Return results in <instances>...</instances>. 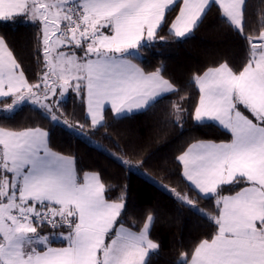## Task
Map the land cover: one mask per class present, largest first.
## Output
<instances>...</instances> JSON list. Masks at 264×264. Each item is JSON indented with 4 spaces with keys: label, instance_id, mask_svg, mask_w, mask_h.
<instances>
[{
    "label": "snow or ice",
    "instance_id": "6c2138e0",
    "mask_svg": "<svg viewBox=\"0 0 264 264\" xmlns=\"http://www.w3.org/2000/svg\"><path fill=\"white\" fill-rule=\"evenodd\" d=\"M215 2L243 34L246 0ZM176 3L0 0V23L22 18L39 27L45 69L29 83L0 37V98H11V103L5 99L4 111L13 112L27 100L74 131L77 126L57 114L59 101L52 99L69 89L86 103L93 128L103 126L106 105L121 116L177 92L161 68L145 72L133 63L131 51L157 38ZM209 3L182 0L169 34H190ZM245 39L248 58L239 71L224 62L193 73L190 82L199 93L192 119L216 123L230 139L198 141L176 157L192 190L216 204L215 215L207 216L215 233L191 254L182 252L178 264H264V25ZM172 109L182 127L186 110L178 103ZM48 136L39 127H0V264H148L159 248L150 238L154 216L149 213L139 231L125 227L118 218L126 210V196L107 199L99 173L86 172L81 179L74 159L53 152ZM169 191L184 205L196 203L175 188ZM45 227L50 231L43 232Z\"/></svg>",
    "mask_w": 264,
    "mask_h": 264
},
{
    "label": "trees",
    "instance_id": "16d2710c",
    "mask_svg": "<svg viewBox=\"0 0 264 264\" xmlns=\"http://www.w3.org/2000/svg\"><path fill=\"white\" fill-rule=\"evenodd\" d=\"M178 11L179 3L167 12L157 38L139 49V56L132 57L145 72L161 68L164 77L176 86L177 92L166 95L154 106L121 117L107 108L103 126L93 128L86 103L69 89L63 97L53 98L59 101L58 115L63 114L77 126L70 131L67 126L52 121L44 109L33 106L30 101L22 102L13 112L4 111L5 100L0 101V127H39L47 131L51 150L73 158L81 179L86 172L99 173L107 186V199L126 196V210L118 218L125 227L139 231L147 215L154 216L150 238L159 248L149 256L148 264H178L182 252L191 254L201 240L211 238L216 231L214 222L207 218V215H215V199L204 198L192 190L182 176V166L176 157L198 141L226 142L230 133L214 123L198 124L192 119L191 112L199 93L190 82L193 73L202 74L209 67L224 62L239 71L248 58L249 44L245 37L258 35L264 25V0H246L243 34L230 26L220 9L212 5L192 34L178 39L169 34ZM39 35V27L23 22L22 18H17L15 23H0V37L13 52L29 83H36L45 70ZM6 100L11 103V98ZM173 103L186 110L182 127L175 121ZM78 125L85 127L81 129ZM77 131L86 133L95 143L121 155L167 187L188 194L203 214L193 211L191 205L180 203L173 194L83 139ZM42 231L50 229L45 227Z\"/></svg>",
    "mask_w": 264,
    "mask_h": 264
},
{
    "label": "rangeland",
    "instance_id": "374dc122",
    "mask_svg": "<svg viewBox=\"0 0 264 264\" xmlns=\"http://www.w3.org/2000/svg\"><path fill=\"white\" fill-rule=\"evenodd\" d=\"M136 53L134 54V56H139V53H138V51H135ZM137 63V62H136ZM53 100L55 99V98H52ZM31 103V102H30ZM32 104V103H31ZM33 106H36V107H39L38 105H34V104H32ZM110 106V105H109ZM106 106H105V110H106ZM105 110H104V112H105ZM143 110H145V109H139V110H137V109H134L132 112H130V113H125V114H123V115H121V116H125V115H131V114H134V113H136V112H140V111H143ZM58 111V110H57ZM114 113V112H113ZM58 114V113H57ZM115 114V113H114ZM250 115V114H249ZM115 116H117L116 114H115ZM121 116H117V117H121ZM55 122H57V121H55ZM57 123H60V124H62V125H64V126H67V125H65L63 122H62V120L61 121H59V122H57ZM103 123H104V121H103ZM68 127V126H67ZM78 132V135L80 136V137H82L83 139H85V140H87L88 142H90L91 144H93V145H95L97 148H99V149H101V150H103L104 152H106V153H108L110 156H112L114 159H116L117 161H119V162H121V163H123L122 161L123 160H127V159H125L124 157H122L121 155H118V154H116V153H114L113 151H111V150H109L107 147H105L104 145H102V144H99V143H95L86 133H83V132H80V131H77ZM124 164V163H123ZM125 165V164H124ZM127 167H129V168H131L132 170H134L136 173H138L139 175H141V176H143L144 178H146L147 180H149V181H151L152 183H154V184H156L157 186H159L160 188H162L163 190H165L166 192H168V193H170V194H172L170 191H169V189H171V188H169V187H166V185H164L163 183H161L160 181H158L157 179H155V178H153L152 176H150L149 174H147L146 172H144L142 169H140V167L139 166H137V165H135V166H132V164L131 163H129V164H127L126 165ZM191 206H193L194 208H196L197 206L196 205H191Z\"/></svg>",
    "mask_w": 264,
    "mask_h": 264
},
{
    "label": "crops",
    "instance_id": "0c3cea01",
    "mask_svg": "<svg viewBox=\"0 0 264 264\" xmlns=\"http://www.w3.org/2000/svg\"><path fill=\"white\" fill-rule=\"evenodd\" d=\"M177 3H179V5L182 3V0H177ZM176 3V4H177ZM212 5H215V6H217L218 8H219V5L215 2V0H210V3H209V8L212 6ZM175 6V5H174ZM208 8V9H209ZM207 9V10H208ZM220 9V8H219ZM206 10V11H207ZM221 11V10H220ZM178 13H179V11H178ZM166 15H167V13H166ZM178 15V14H177ZM204 16V15H203ZM203 16H202V18H203ZM201 18V19H202ZM175 20V19H174ZM173 20V21H174ZM201 21V20H200ZM200 21H198V24H199V22ZM162 27V26H161ZM170 28V27H169ZM159 30V29H158ZM193 32V31H192ZM192 32L190 33V34H188L186 37H188V36H190L191 34H192ZM186 37H176V38H178V39H183V38H186ZM7 44V43H6ZM131 51H133V53L135 54L136 52L135 51H137V50H131ZM133 59V58H132ZM133 63H136L135 62V60L133 59ZM136 64H138V63H136ZM139 65V64H138ZM140 66V65H139ZM20 70H22L21 69V67H20ZM25 75V74H24ZM25 78H26V76H25ZM27 79V78H26ZM27 81H28V79H27ZM29 82V81H28ZM170 94V93H169ZM166 95H168V94H166ZM5 99H7V98H0V101H2V100H5ZM27 101V100H26ZM106 107L107 108H110L111 109V107L109 106V105H106ZM106 108V109H107ZM247 114V113H246ZM90 118V117H89ZM207 123H214V122H207ZM214 124H216V123H214ZM217 125V124H216ZM219 126V125H218ZM220 127V126H219ZM220 128H222V127H220ZM223 129V128H222ZM224 130V129H223ZM226 131V130H225ZM48 144H49V136H48ZM50 147V146H49ZM51 149V148H50ZM54 152V151H53ZM65 157H67V156H65ZM71 158V157H70ZM75 162V161H74ZM190 183V182H189ZM226 187V186H225ZM203 195V194H202ZM205 215H207L206 213H205ZM208 216V215H207ZM151 230V229H150ZM133 231H135V230H133ZM157 250H155V251H153L152 253H154V252H156ZM152 253H150V255L152 254Z\"/></svg>",
    "mask_w": 264,
    "mask_h": 264
},
{
    "label": "built area",
    "instance_id": "2783aa9c",
    "mask_svg": "<svg viewBox=\"0 0 264 264\" xmlns=\"http://www.w3.org/2000/svg\"><path fill=\"white\" fill-rule=\"evenodd\" d=\"M250 47V46H249Z\"/></svg>",
    "mask_w": 264,
    "mask_h": 264
}]
</instances>
